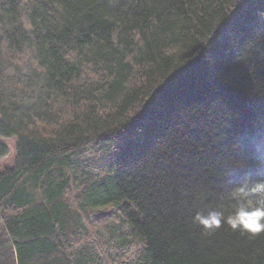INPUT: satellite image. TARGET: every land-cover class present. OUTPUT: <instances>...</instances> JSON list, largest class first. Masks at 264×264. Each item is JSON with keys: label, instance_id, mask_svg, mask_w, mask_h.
<instances>
[{"label": "trees", "instance_id": "trees-1", "mask_svg": "<svg viewBox=\"0 0 264 264\" xmlns=\"http://www.w3.org/2000/svg\"><path fill=\"white\" fill-rule=\"evenodd\" d=\"M0 134V264H264L194 222L264 180V0H0Z\"/></svg>", "mask_w": 264, "mask_h": 264}, {"label": "clouds", "instance_id": "clouds-1", "mask_svg": "<svg viewBox=\"0 0 264 264\" xmlns=\"http://www.w3.org/2000/svg\"><path fill=\"white\" fill-rule=\"evenodd\" d=\"M228 195L234 205L227 218L222 211L210 210L206 215L197 213L194 222L208 231L218 229L226 222L233 230L251 235L264 233V180L245 179L232 187Z\"/></svg>", "mask_w": 264, "mask_h": 264}, {"label": "rangeland", "instance_id": "rangeland-1", "mask_svg": "<svg viewBox=\"0 0 264 264\" xmlns=\"http://www.w3.org/2000/svg\"><path fill=\"white\" fill-rule=\"evenodd\" d=\"M0 142L7 144L9 152L4 157L0 158V170L5 167L14 166L17 155V138L16 137H5L0 134Z\"/></svg>", "mask_w": 264, "mask_h": 264}]
</instances>
